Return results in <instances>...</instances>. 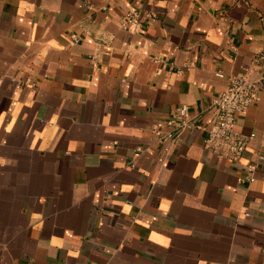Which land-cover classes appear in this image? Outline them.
<instances>
[{"label": "crops", "instance_id": "1", "mask_svg": "<svg viewBox=\"0 0 264 264\" xmlns=\"http://www.w3.org/2000/svg\"><path fill=\"white\" fill-rule=\"evenodd\" d=\"M241 74L240 159L158 140ZM0 264H264V0H0Z\"/></svg>", "mask_w": 264, "mask_h": 264}, {"label": "built area", "instance_id": "2", "mask_svg": "<svg viewBox=\"0 0 264 264\" xmlns=\"http://www.w3.org/2000/svg\"><path fill=\"white\" fill-rule=\"evenodd\" d=\"M121 26L127 31L139 29L141 26L138 15L129 12L124 15ZM261 81H252L245 74L229 78L228 85L220 91L212 101L215 119L212 125L206 126L190 117L187 106H176L164 123H157L156 129L168 130L158 137L161 143L178 139L181 131L196 130L203 134L202 145L206 150L218 154L228 160L240 159L246 151L251 137L245 136L236 129V120L256 99ZM255 163L246 167V181H252Z\"/></svg>", "mask_w": 264, "mask_h": 264}]
</instances>
